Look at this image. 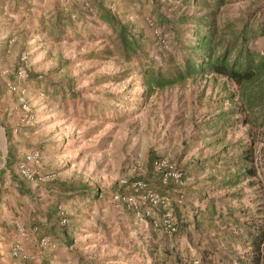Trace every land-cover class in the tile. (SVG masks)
Masks as SVG:
<instances>
[{
    "label": "rangeland",
    "instance_id": "obj_1",
    "mask_svg": "<svg viewBox=\"0 0 264 264\" xmlns=\"http://www.w3.org/2000/svg\"><path fill=\"white\" fill-rule=\"evenodd\" d=\"M106 1L123 22L141 28L152 39L148 61L154 65L162 62L160 51L171 47L170 37L158 36L163 32L159 15L178 12L183 8L179 1ZM226 1L221 8L224 17L252 14L264 22L260 0ZM83 3L0 0V217L4 223L17 216L9 213L15 205L6 202V193L15 191L13 186L22 179L17 175L18 162L36 149L41 153V165L34 179L26 181L36 189L43 188L46 197L39 191L38 199L50 197L56 208H64L71 238L67 246L53 241L54 250H41L38 260L25 261L13 258L10 248L19 237V228L30 231L32 227L16 223L17 233L11 238L0 224V264H182L190 258L187 238L155 233L148 220L129 212L114 190L127 192L126 182L146 174L151 160L160 157L183 172L181 192L187 205L204 195L225 206L252 208L257 195L264 201V152L257 149L256 185L242 184L243 194L237 200L220 197L223 191L215 189L210 179L214 170L205 159L217 155L226 141L249 140L246 126L218 133L209 126L218 113L232 107L225 96L235 91L234 84L208 76L145 96L141 66H137L142 59L126 62L116 55L107 37L110 29L86 12ZM57 11L72 12L76 32L68 27L53 36ZM80 11L86 12L81 18ZM251 46L262 49L264 36ZM22 55L27 57L31 73L20 83L26 90L24 96L8 88L15 82ZM23 102L28 112L21 110ZM8 149L10 163L6 166ZM199 161L198 166L195 162ZM78 184L99 189V198L72 194V187ZM189 189L197 193L190 194ZM205 203L207 200L201 205ZM16 205L20 208L24 203ZM150 240L158 245L154 259L148 254Z\"/></svg>",
    "mask_w": 264,
    "mask_h": 264
},
{
    "label": "trees",
    "instance_id": "obj_2",
    "mask_svg": "<svg viewBox=\"0 0 264 264\" xmlns=\"http://www.w3.org/2000/svg\"><path fill=\"white\" fill-rule=\"evenodd\" d=\"M177 1L183 6L178 12H173L171 16L159 15L163 32L158 36L166 34L170 37L171 50L167 51L163 47L159 53L162 62H157L156 65L146 57L147 52L153 51L152 39L146 36L141 28L137 29L132 24L123 22L111 7V2L84 0L83 4L88 7L86 12L94 14L101 24L110 29L107 37L110 38L112 51L116 55L126 62H131L137 57L142 59L137 66H141L138 70L143 79L145 96L208 76L226 78L234 84L235 91L225 96L233 103L232 107L218 113L209 126L217 133L237 125L246 126L249 140L239 138L226 141L217 155H210L204 162L214 170L210 179L217 191H223L220 197L237 200L243 194L242 184L250 188L256 185L254 178L257 171L254 162L257 149L261 153L264 152V46L262 49L251 46L257 37L264 36V22L252 14L245 17H224L221 8L226 4V0ZM86 12L80 11L78 17H83ZM68 27L72 32H76L72 12L57 11L56 21L51 29L53 36H59ZM221 142L223 141H217ZM7 157L6 166L10 163V149L7 150ZM155 158L151 160L146 174L126 182L129 189L127 192L114 190V194L122 197L131 191V182L138 178L148 182L157 192L171 193L176 187L175 183L169 180L167 185H162L161 173L152 172L151 165ZM200 162L195 163L199 166ZM17 182L21 183L19 180ZM72 189V194L82 198H99L97 188L78 184ZM200 198L207 197L201 195ZM262 200L259 194L254 207L244 208L222 205L212 197L207 199L205 209L194 213L191 218L188 214H182L180 207L183 203L175 202L172 205V214L177 222V231L173 235H185L190 238L191 231L198 233V241L204 240L207 243L201 252L202 260L207 264H213L215 261L218 264H264ZM52 215L57 217L56 221H52ZM144 218L150 224L148 217ZM66 224L67 221L61 222L55 206L44 222L34 226L40 237L45 236L67 246L71 243V238L67 233ZM151 230L155 233L159 231L152 226ZM151 241L148 254L153 258L158 245ZM221 245L223 247H220ZM164 252L166 253L165 249Z\"/></svg>",
    "mask_w": 264,
    "mask_h": 264
},
{
    "label": "built area",
    "instance_id": "obj_3",
    "mask_svg": "<svg viewBox=\"0 0 264 264\" xmlns=\"http://www.w3.org/2000/svg\"><path fill=\"white\" fill-rule=\"evenodd\" d=\"M264 4V0H260ZM151 25V23H149ZM30 66L27 57L22 55L15 69V82L9 83L8 88L21 96L26 93L25 87L20 83L29 76ZM41 78V75H38ZM21 110L28 112V106L25 102L21 105ZM41 165V153L33 149L25 153L23 159L17 164V175L25 180H33L34 174ZM152 172L161 173L160 182L167 185L172 180L176 187L171 193H160L149 186V183L143 179H135L131 182V188L128 193L120 197L126 208L137 219L148 217L153 228L158 229L166 235H173L177 231V222L172 214V205L183 203L184 198L181 192L183 185L182 173L172 163L166 159L156 157L152 162ZM141 175V174H140ZM61 222L65 223L66 213L60 205L57 207ZM19 237L14 241L10 248V254L13 258L25 261H36L40 258L41 250H54L56 244L48 237H40L36 227L30 231H24L19 228ZM182 264H201L200 259L189 258Z\"/></svg>",
    "mask_w": 264,
    "mask_h": 264
},
{
    "label": "crops",
    "instance_id": "obj_4",
    "mask_svg": "<svg viewBox=\"0 0 264 264\" xmlns=\"http://www.w3.org/2000/svg\"><path fill=\"white\" fill-rule=\"evenodd\" d=\"M13 188H15L16 192L9 190L6 193V202L12 201V204L15 206L13 207V209H10L9 213H17V216H14V220H10V218H8V220L4 221V223L2 222L3 217H0V224L3 225V233L5 234V236H10L11 238L13 236H16V223L28 224L30 228L35 227V224L44 222L46 220L47 216H49L51 211H53L56 204V202H54L50 197H47L45 200H43L41 197L38 199L37 196L39 195V191L42 196L46 197V195L43 193V188L39 187L38 189H36L35 185L33 187V185H31L30 182L26 180L23 181V179H21V183H17L13 186ZM189 193H197V190L189 189ZM15 200L19 204L24 203V205L20 208L17 207L16 202H14ZM193 200L194 199L190 200L191 205H187L186 202H183L182 207H180L182 209V214H188L190 218L194 213L203 211L207 204L205 203L204 206L201 205V203H203L204 200H207V198L201 200L200 198H196V200ZM40 208H42L43 210L39 211ZM50 218L52 219V221H56L55 219H57L53 215ZM198 235V233L191 231L190 238H187L185 235H183V239L184 237L187 238V243L190 248V258L200 259L201 264H207L206 262H204V260H202L201 257V252L204 248V245H206L207 243L204 240L198 241ZM180 237L182 238V236ZM220 247H223V245H221Z\"/></svg>",
    "mask_w": 264,
    "mask_h": 264
}]
</instances>
